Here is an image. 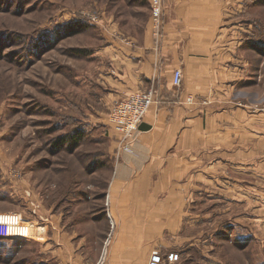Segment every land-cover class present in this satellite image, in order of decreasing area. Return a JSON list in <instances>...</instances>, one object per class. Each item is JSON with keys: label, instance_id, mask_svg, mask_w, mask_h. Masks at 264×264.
<instances>
[{"label": "rangeland", "instance_id": "1", "mask_svg": "<svg viewBox=\"0 0 264 264\" xmlns=\"http://www.w3.org/2000/svg\"><path fill=\"white\" fill-rule=\"evenodd\" d=\"M149 5L0 0V264H70L66 250L62 258L54 251L72 227L78 222L84 234L87 219L107 217L113 104L99 77L102 51L116 39L132 41L151 18ZM249 16L248 38L262 50L249 61L252 80L264 97V0L251 1ZM258 160L236 200H198L187 241L173 250L176 264H264V157Z\"/></svg>", "mask_w": 264, "mask_h": 264}, {"label": "crops", "instance_id": "2", "mask_svg": "<svg viewBox=\"0 0 264 264\" xmlns=\"http://www.w3.org/2000/svg\"><path fill=\"white\" fill-rule=\"evenodd\" d=\"M162 1L160 28L151 17L132 41L116 39L102 51L99 77L113 106L150 88L158 102L127 148L111 126L107 217L87 219L84 234L78 222L72 227L54 251L62 258L66 250L70 264H149L154 251L174 252L187 241L198 200H236L264 157V97L249 63L254 50L262 53L248 38L252 0ZM178 70L183 83L175 88ZM107 213L114 229L102 255Z\"/></svg>", "mask_w": 264, "mask_h": 264}, {"label": "built area", "instance_id": "3", "mask_svg": "<svg viewBox=\"0 0 264 264\" xmlns=\"http://www.w3.org/2000/svg\"><path fill=\"white\" fill-rule=\"evenodd\" d=\"M163 1L151 0V17L157 28L161 27L163 16ZM175 88H180L183 83V72L178 70L173 74L172 80ZM158 95L153 89L137 91L127 98L114 104L110 113V123L112 128L118 133L120 145L127 148L134 138L139 127L144 122L151 108L157 104ZM188 103H193V98H188ZM206 105V103H204ZM109 206V202H106ZM108 214V213H107ZM109 220L110 215L108 214ZM112 229L114 224L111 220ZM180 260V255L176 252H170L162 255L160 251H154L151 255L149 264H176Z\"/></svg>", "mask_w": 264, "mask_h": 264}]
</instances>
